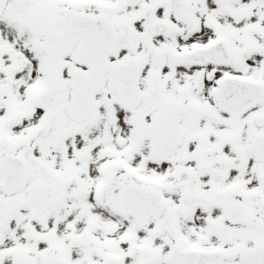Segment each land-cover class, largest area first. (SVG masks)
<instances>
[{"label":"snow or ice","instance_id":"6c2138e0","mask_svg":"<svg viewBox=\"0 0 264 264\" xmlns=\"http://www.w3.org/2000/svg\"><path fill=\"white\" fill-rule=\"evenodd\" d=\"M0 264H264V0H0Z\"/></svg>","mask_w":264,"mask_h":264}]
</instances>
